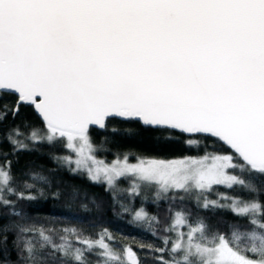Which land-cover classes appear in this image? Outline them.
<instances>
[{"label":"snow or ice","instance_id":"obj_1","mask_svg":"<svg viewBox=\"0 0 264 264\" xmlns=\"http://www.w3.org/2000/svg\"><path fill=\"white\" fill-rule=\"evenodd\" d=\"M22 108L42 129L15 122ZM111 120L194 154L109 161L93 129L118 135ZM30 144L102 186L151 241L30 223L23 205L53 182L13 171ZM219 211L232 219L211 223ZM0 264H264V0H0Z\"/></svg>","mask_w":264,"mask_h":264},{"label":"trees","instance_id":"obj_2","mask_svg":"<svg viewBox=\"0 0 264 264\" xmlns=\"http://www.w3.org/2000/svg\"><path fill=\"white\" fill-rule=\"evenodd\" d=\"M5 99L10 100L12 97ZM24 121L40 129L43 127L41 120L31 108H22L15 120L18 124ZM10 123H12L11 118L6 121V124ZM110 125H115L120 133L112 136L110 133L93 129L95 141L100 142L107 138V147L111 151L105 155L109 161L114 158V154L117 152L129 153L133 158L132 162H135L136 157L146 160H178L184 155L194 154L186 151L183 144L164 138L160 131L144 128L139 123L111 120ZM29 147L34 150L20 153L19 162L14 163L13 171L20 173L30 167L37 172L43 171L44 175L53 177L52 186L45 188L43 199L31 206L23 205L31 217L30 223L56 228L75 227L93 235L101 228H108L114 236L116 244L127 243L131 244L133 248H137L140 243L151 241L144 225L134 223L130 214L120 212L118 207H112V201L102 186L90 183L82 175L73 176L62 168L57 169L56 163L50 159L49 155L53 149L47 144H30ZM3 150L7 151L8 146L4 145ZM56 151H60V149L57 148ZM15 159L13 157L14 161ZM57 191L61 193L58 198L53 196V193ZM219 191L223 192L224 189L221 188ZM239 191V189H234L233 193ZM73 193H78V195H73ZM149 195L151 194L149 193ZM93 197L100 205L99 207L91 203ZM122 199L125 204H129V197L123 196ZM85 204H87V210L83 208ZM139 204V200H134L130 206L138 207ZM145 207L149 213L159 215L162 220L167 216L163 205L153 206L150 202H146ZM207 215L211 217L210 222L213 224L218 223L221 219H232L226 211H219L215 215L209 212ZM154 227L156 226L154 225ZM9 240L11 241V237ZM9 246L11 245L9 244ZM12 258L14 260L15 255Z\"/></svg>","mask_w":264,"mask_h":264},{"label":"water","instance_id":"obj_3","mask_svg":"<svg viewBox=\"0 0 264 264\" xmlns=\"http://www.w3.org/2000/svg\"><path fill=\"white\" fill-rule=\"evenodd\" d=\"M36 114V113H35ZM38 117V116H37ZM39 118V117H38ZM40 119V118H39ZM42 122V121H41ZM95 129V128H94ZM97 130V129H96Z\"/></svg>","mask_w":264,"mask_h":264}]
</instances>
